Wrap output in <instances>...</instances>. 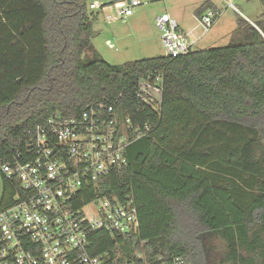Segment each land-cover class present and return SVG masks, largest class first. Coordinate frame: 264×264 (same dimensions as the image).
Here are the masks:
<instances>
[{"label":"trees","instance_id":"1","mask_svg":"<svg viewBox=\"0 0 264 264\" xmlns=\"http://www.w3.org/2000/svg\"><path fill=\"white\" fill-rule=\"evenodd\" d=\"M93 1L0 0V162L24 153L51 116L114 104L144 132L101 195L133 194L140 229L126 238L94 232L93 253L119 241L132 260L147 241L149 257L264 264V0L259 20L240 15L227 46L123 64L96 52ZM153 71L165 74L160 110L136 97ZM2 183L0 209L22 192L3 175Z\"/></svg>","mask_w":264,"mask_h":264},{"label":"built area","instance_id":"2","mask_svg":"<svg viewBox=\"0 0 264 264\" xmlns=\"http://www.w3.org/2000/svg\"><path fill=\"white\" fill-rule=\"evenodd\" d=\"M229 6L240 12L234 3ZM90 8L105 12L108 23L126 20L135 12L133 0L131 4L94 0ZM220 14V10H209L199 17L201 36ZM156 26L171 57L188 54L200 38L195 27L182 28L169 13L158 15ZM164 83V72L147 73L140 77L136 97L160 110ZM143 132L133 127L123 110L107 102L74 116L56 114L38 125L24 153L0 162L1 175L19 184L22 191L0 209V264H191L181 255L149 257L147 241L141 242L132 260L118 248L119 241L114 252L93 253L96 231L118 238L139 232L133 194L120 198L112 192L101 193L112 173L128 165L126 150ZM92 190L96 197L85 201L83 197ZM121 257L125 260H115Z\"/></svg>","mask_w":264,"mask_h":264},{"label":"rangeland","instance_id":"3","mask_svg":"<svg viewBox=\"0 0 264 264\" xmlns=\"http://www.w3.org/2000/svg\"><path fill=\"white\" fill-rule=\"evenodd\" d=\"M207 3L212 5L202 9L199 15L197 11ZM230 3H234L243 14L229 6ZM133 8L134 14L126 20L108 23L105 12L101 11L95 22L93 43L96 52L112 64L167 55L156 26V17L162 13H169L185 27L192 25L190 27L196 28L195 35L200 38L194 50L227 46L240 15L257 21L263 13L261 0H133ZM209 10H220L221 14L210 30L201 36L199 17ZM2 192L0 173V206Z\"/></svg>","mask_w":264,"mask_h":264},{"label":"crops","instance_id":"4","mask_svg":"<svg viewBox=\"0 0 264 264\" xmlns=\"http://www.w3.org/2000/svg\"><path fill=\"white\" fill-rule=\"evenodd\" d=\"M240 13H242L241 11H240ZM243 14V13H242ZM250 22H252L253 23V21L251 20V19H249V18H247ZM181 25V27L182 28H184V29H193L194 27H190V26H192V25H190L189 27H185V26H183V24H180ZM2 176V175H1Z\"/></svg>","mask_w":264,"mask_h":264},{"label":"water","instance_id":"5","mask_svg":"<svg viewBox=\"0 0 264 264\" xmlns=\"http://www.w3.org/2000/svg\"><path fill=\"white\" fill-rule=\"evenodd\" d=\"M119 1H124V0H112V2H119ZM127 2H128L129 4H131V3H132V0H127Z\"/></svg>","mask_w":264,"mask_h":264}]
</instances>
